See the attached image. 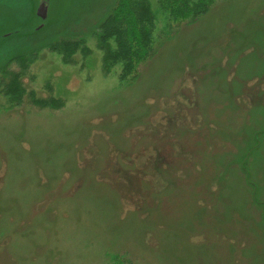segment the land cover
I'll use <instances>...</instances> for the list:
<instances>
[{
  "label": "rangeland",
  "instance_id": "374dc122",
  "mask_svg": "<svg viewBox=\"0 0 264 264\" xmlns=\"http://www.w3.org/2000/svg\"><path fill=\"white\" fill-rule=\"evenodd\" d=\"M40 1L0 0V264H264V0L159 15L128 80L112 0Z\"/></svg>",
  "mask_w": 264,
  "mask_h": 264
},
{
  "label": "trees",
  "instance_id": "16d2710c",
  "mask_svg": "<svg viewBox=\"0 0 264 264\" xmlns=\"http://www.w3.org/2000/svg\"><path fill=\"white\" fill-rule=\"evenodd\" d=\"M212 2L213 0H156V10L150 0H117L95 32H98L97 35L102 40L100 43L106 50L108 59L123 61L121 77L126 80L134 79L141 63L154 52V35L159 15L163 17L166 26L179 25L206 13ZM57 43L74 52L80 40L73 43L60 40ZM29 55L31 54H20L9 62L23 60ZM3 66L0 67V72L5 69ZM4 75V78L0 77V93L10 96L9 101L20 100L25 91L19 83L20 73H11L8 77ZM146 166L150 169L148 163ZM113 264L132 263H126L116 256Z\"/></svg>",
  "mask_w": 264,
  "mask_h": 264
},
{
  "label": "water",
  "instance_id": "95a60500",
  "mask_svg": "<svg viewBox=\"0 0 264 264\" xmlns=\"http://www.w3.org/2000/svg\"><path fill=\"white\" fill-rule=\"evenodd\" d=\"M86 2L88 1V0H85ZM116 1L117 0H112V2H111V5H110V7L109 6H107L106 8H102V7H93V8H95V9H97V10H101V12H103L104 13V18H103V20L107 17V15L111 12V10L113 9V7H114V5H115V3H116ZM89 3L90 4H92L93 3V0H89ZM35 12H36V16L40 19V23H41V26H40V28H42L43 26H44V22H45V20L47 19V17H48V12H49V2H48V0H41L38 4H37V6H36V9H35ZM102 23V22H101ZM39 28V29H40ZM12 31H10L8 34H7V36H12L11 34H14V33H17V32H19L18 30H14V32H12ZM9 44V43H8ZM20 54H27V52H21ZM19 53H17V55H15V56H18V55H20ZM15 56H13V57H15ZM13 57H10V58H8L2 65H4L6 62H8L11 58H13ZM1 65V66H2ZM0 66V67H1ZM248 158V157H247Z\"/></svg>",
  "mask_w": 264,
  "mask_h": 264
},
{
  "label": "bare ground",
  "instance_id": "6f19581e",
  "mask_svg": "<svg viewBox=\"0 0 264 264\" xmlns=\"http://www.w3.org/2000/svg\"><path fill=\"white\" fill-rule=\"evenodd\" d=\"M261 151H264V147H262Z\"/></svg>",
  "mask_w": 264,
  "mask_h": 264
}]
</instances>
